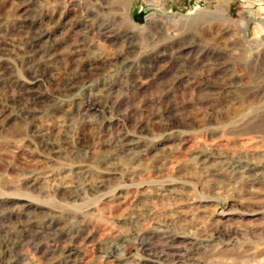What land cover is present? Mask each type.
Instances as JSON below:
<instances>
[{
    "label": "rangeland",
    "instance_id": "obj_1",
    "mask_svg": "<svg viewBox=\"0 0 264 264\" xmlns=\"http://www.w3.org/2000/svg\"><path fill=\"white\" fill-rule=\"evenodd\" d=\"M0 264H264V0H0Z\"/></svg>",
    "mask_w": 264,
    "mask_h": 264
},
{
    "label": "bare ground",
    "instance_id": "obj_2",
    "mask_svg": "<svg viewBox=\"0 0 264 264\" xmlns=\"http://www.w3.org/2000/svg\"><path fill=\"white\" fill-rule=\"evenodd\" d=\"M94 16V12L92 13V12H90L89 13V15H88V17H93ZM87 17V18H88ZM89 22H91V23H89ZM100 22V19H99V17L98 18H96L95 20L94 19H89L86 23H85V25H86V28L87 29H89V31H92V30H94L95 29V26L97 25V23H99ZM101 35H102V37H104V38H106V39H112V38H114V37H112V35L110 36L109 35V32H108V28H104V29H102V32H101ZM117 37V36H116ZM122 38H128L129 36H128V34L126 35L125 34V36H121ZM118 38V37H117ZM118 59V58H117ZM89 91V90H88ZM109 92V91H108ZM93 94V93H92ZM103 96V95H102ZM100 98V99H99ZM99 98H96V99H93V100H90V101H88L87 102V105H88V107L89 108H91L92 106H94V105H96V104H99V103H102L100 100H102L101 99V97H99ZM89 105H91V107L89 106ZM92 110V109H91ZM96 121V120H95ZM123 141V140H122ZM81 143H84V142H81ZM207 159V158H206ZM164 231V230H163ZM168 232V231H167ZM166 233V232H165ZM61 236V235H60ZM169 236V235H168ZM173 236V235H172ZM69 252V255H71V251H68ZM160 260V259H159Z\"/></svg>",
    "mask_w": 264,
    "mask_h": 264
}]
</instances>
